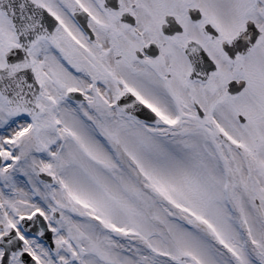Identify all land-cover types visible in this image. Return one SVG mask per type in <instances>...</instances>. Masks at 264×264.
I'll return each mask as SVG.
<instances>
[{"label": "snow or ice", "instance_id": "snow-or-ice-1", "mask_svg": "<svg viewBox=\"0 0 264 264\" xmlns=\"http://www.w3.org/2000/svg\"><path fill=\"white\" fill-rule=\"evenodd\" d=\"M0 264H264V0H0Z\"/></svg>", "mask_w": 264, "mask_h": 264}]
</instances>
